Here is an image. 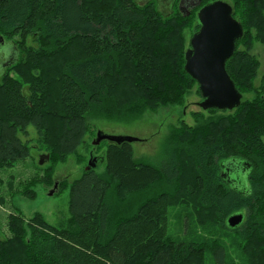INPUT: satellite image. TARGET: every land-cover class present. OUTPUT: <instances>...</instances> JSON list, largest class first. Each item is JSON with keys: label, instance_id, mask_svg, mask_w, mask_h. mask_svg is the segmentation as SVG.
Returning a JSON list of instances; mask_svg holds the SVG:
<instances>
[{"label": "trees", "instance_id": "obj_1", "mask_svg": "<svg viewBox=\"0 0 264 264\" xmlns=\"http://www.w3.org/2000/svg\"><path fill=\"white\" fill-rule=\"evenodd\" d=\"M212 1L187 15L179 0L170 13L155 0H0V36L18 54L0 78V166L30 156L19 136L29 125L49 159L61 160L85 142L94 111L136 117L180 102L197 83L184 68L182 29H199L197 12ZM228 1L244 29L226 61L241 104L173 128L158 164L137 159L130 141L108 142L103 172L85 169L71 184L70 226L10 215L0 264H205L208 247L215 264H227L222 243L171 235L172 208L186 202L201 224L236 233L245 264H264V76L256 88L250 53L255 40L264 43V0ZM233 158L249 164L246 191L222 176ZM238 211L244 220L231 228Z\"/></svg>", "mask_w": 264, "mask_h": 264}, {"label": "rangeland", "instance_id": "obj_2", "mask_svg": "<svg viewBox=\"0 0 264 264\" xmlns=\"http://www.w3.org/2000/svg\"><path fill=\"white\" fill-rule=\"evenodd\" d=\"M143 3L146 0H137ZM162 3L168 0H160ZM163 13L170 9L160 5ZM193 23V20L191 21ZM193 32L191 28L184 27L181 37L185 38V50L189 47ZM5 44L11 49L10 43L0 40V46ZM28 43H32L29 39ZM245 45V44H244ZM241 45V48L245 47ZM12 46V45H11ZM3 48V47H1ZM0 50V78L4 71V65L13 58L3 56ZM250 53L258 61L257 76L254 79L256 88H261L264 76V43L255 40ZM9 59V60H8ZM264 93V90H263ZM245 98L252 99L255 92L248 91ZM201 99L198 83L192 85L178 103L160 105L155 109H147L136 117L106 116L98 110L89 117V131L85 136V142L76 153L65 159H48L39 164L40 155L48 153L44 144L40 142V135L33 125L27 127L28 135L20 133L19 136L30 144L29 157L17 160L10 165L0 166V239L9 238L12 231L9 227L10 215H21L30 221L37 214L41 215L48 223L57 227L70 226V189L72 182L79 178L92 159L95 169L103 172L105 167V153L108 140H102L98 144L93 141L98 130L114 135H131L138 139L132 142L134 156L140 161L158 164L163 155V148L173 130L179 128L182 122L188 125L197 123V113L209 116V111L202 109L198 102ZM229 111L227 110L226 113ZM223 113L219 110L217 114ZM264 144V136L262 137ZM247 182L246 177H240ZM55 180L59 181L58 190L52 195L48 194ZM194 204V203H193ZM199 213L192 204H178L172 208L170 217V233L174 238L195 240L207 247L215 243H222L226 249L227 264H245L247 257L244 249L239 245V237L235 232L222 229L220 225L207 226L201 224L197 218ZM210 247L204 250L205 264H215Z\"/></svg>", "mask_w": 264, "mask_h": 264}, {"label": "water", "instance_id": "obj_3", "mask_svg": "<svg viewBox=\"0 0 264 264\" xmlns=\"http://www.w3.org/2000/svg\"><path fill=\"white\" fill-rule=\"evenodd\" d=\"M199 29H194L190 38V45L185 51V70L196 79L201 94L199 106L204 109L233 110L241 104L243 94L235 85L234 80L226 69V61L236 49V40L244 33L242 23L233 16V8L224 0H214L200 7L197 12ZM0 40L4 41L3 36ZM3 47V48H1ZM7 47L4 43L0 46L3 56L13 58L7 61L4 67L17 58V51ZM9 60V59H8ZM138 138L131 135H114L98 130L93 143L98 144L102 140L120 143L122 141L133 142ZM49 159L48 153L40 155L39 164ZM237 160V161H236ZM238 163V171H230L231 164ZM224 164V165H223ZM230 166V167H229ZM234 165H232L233 167ZM95 168L91 159L86 170ZM249 164L240 159H230L222 163V176L226 181L240 191L248 189V183L240 177L247 178ZM59 181L55 180L48 194L52 195L58 190ZM245 214L242 211L234 212L227 218V224L231 228L240 225Z\"/></svg>", "mask_w": 264, "mask_h": 264}, {"label": "flooded vegetation", "instance_id": "obj_4", "mask_svg": "<svg viewBox=\"0 0 264 264\" xmlns=\"http://www.w3.org/2000/svg\"><path fill=\"white\" fill-rule=\"evenodd\" d=\"M155 1H156L158 8L160 7V5H164L165 7L170 9V11L168 13H170L172 10H174L173 0H168L167 4L162 3L160 0H155ZM224 1H227L228 3H230V1H228V0H224ZM200 4H201V0H179L177 7H178L179 11L183 12L184 14L189 15L191 10ZM230 4L233 8L232 3H230ZM233 12H234V10H233ZM233 16H234V14H233ZM232 165H234V166L232 167ZM236 167H238V163L236 164V162H234L233 164H231V167H230L231 170L230 171H238L237 169H235Z\"/></svg>", "mask_w": 264, "mask_h": 264}, {"label": "crops", "instance_id": "obj_5", "mask_svg": "<svg viewBox=\"0 0 264 264\" xmlns=\"http://www.w3.org/2000/svg\"><path fill=\"white\" fill-rule=\"evenodd\" d=\"M9 43L12 45V43H11V42H9ZM11 45H10V47H12V50H13V49H14V46H13V45L11 46Z\"/></svg>", "mask_w": 264, "mask_h": 264}]
</instances>
